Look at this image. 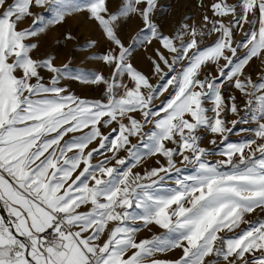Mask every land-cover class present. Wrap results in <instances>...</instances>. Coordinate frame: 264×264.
Returning a JSON list of instances; mask_svg holds the SVG:
<instances>
[{
    "label": "snow or ice",
    "instance_id": "snow-or-ice-1",
    "mask_svg": "<svg viewBox=\"0 0 264 264\" xmlns=\"http://www.w3.org/2000/svg\"><path fill=\"white\" fill-rule=\"evenodd\" d=\"M166 7L0 0V264H264V0ZM75 16L107 74L35 55Z\"/></svg>",
    "mask_w": 264,
    "mask_h": 264
},
{
    "label": "rangeland",
    "instance_id": "rangeland-1",
    "mask_svg": "<svg viewBox=\"0 0 264 264\" xmlns=\"http://www.w3.org/2000/svg\"><path fill=\"white\" fill-rule=\"evenodd\" d=\"M198 0H161V3L166 5L165 14L160 17V23L163 25L165 32L172 29L173 25L182 19V17L189 15L193 20H199L200 10L197 9L196 4ZM192 21H189L191 23ZM136 30V21L129 22L124 28V34H133ZM65 31H72L77 36V41L66 43L63 40L62 34ZM91 37L98 39L99 35L91 24L80 16L72 17L62 27L50 30L46 35H42L39 40V49L35 55L44 57L52 56L55 58V63L60 66L67 64L72 71H96L100 70L107 74V70L102 68L96 61L88 58L87 49L82 47L87 39ZM239 38V37H237ZM205 41V43H209ZM102 43V42H101ZM77 45V46H74ZM151 49L148 52L140 50L137 52L134 63L135 65L145 73L150 71V65L147 57L151 55ZM155 82V81H153ZM64 83L68 88L76 95L86 98H96L99 96V92L95 87L85 86L74 80H67ZM232 115L228 114V119H232ZM209 137H206L202 146L213 147L208 144ZM241 139L240 136L233 133L228 137V142H237ZM216 157H213L215 159ZM151 165L153 162L148 161ZM252 219V217H249ZM154 231H157L154 229ZM151 234L147 231H143L139 234V238L148 237Z\"/></svg>",
    "mask_w": 264,
    "mask_h": 264
}]
</instances>
